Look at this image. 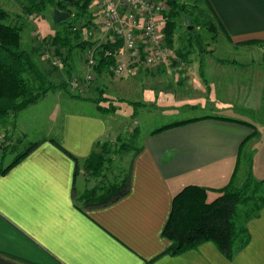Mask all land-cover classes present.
<instances>
[{"label": "crops", "instance_id": "crops-1", "mask_svg": "<svg viewBox=\"0 0 264 264\" xmlns=\"http://www.w3.org/2000/svg\"><path fill=\"white\" fill-rule=\"evenodd\" d=\"M203 1L232 42H264V0ZM21 20L16 17L12 25ZM66 93L55 91L51 99L48 94L0 118V140L5 142L14 116L19 136L28 139L29 127L38 121L21 122V113L56 100L41 138L23 151L14 149L3 162L5 169L32 148L0 173V264H264V208L247 224L250 243L232 260L212 243L172 256L163 236L173 198L186 186L209 189L211 202L215 190L232 179L233 184L249 175L256 182L264 179V116H257L263 110L217 102L215 110H196L168 125L191 122L150 131L132 156L129 193L110 205L88 208L76 201L86 186L84 163L100 151L98 144L122 137L123 118L133 115L128 107L105 112L94 96Z\"/></svg>", "mask_w": 264, "mask_h": 264}, {"label": "rangeland", "instance_id": "rangeland-1", "mask_svg": "<svg viewBox=\"0 0 264 264\" xmlns=\"http://www.w3.org/2000/svg\"><path fill=\"white\" fill-rule=\"evenodd\" d=\"M3 1L0 0V9L8 14L7 23L13 24L16 17L22 19L21 49L32 54L33 61L50 82L66 84L65 90L55 91L62 90V94H65L68 90L77 96H94L95 102L105 107H100L103 111L113 112L117 105H121L128 107L133 115L123 118L127 130L122 137L99 144L98 153L102 152L103 146L106 147V163L98 175L85 171L86 186L76 199L81 206H85V193L110 184H120L127 178L133 154L152 130L187 119L196 110L197 114H201L204 109L215 110L212 105L217 102L246 109L260 108L263 111L257 116H264V42L234 43L218 26L217 33L208 31L205 26L207 18L201 11L211 17L212 14L203 0H199L198 6H195L196 0H177L184 11L175 19L171 49L176 54V60L158 69L139 63L130 64L121 77L106 71L97 72L87 62V49L102 45L105 41L101 30L95 28L94 35L89 38L92 44L83 48L80 45L86 42L85 38L82 40L81 35L76 38L79 30L90 28L95 20L92 14L93 0L87 12L68 6L67 13L70 16L66 20L67 24L54 23L53 12L57 8L47 0H44L46 7L42 12L34 11L29 15L23 13L28 0ZM80 1L83 3V0ZM187 16L197 19L195 25L192 21V30L186 24ZM71 24L73 28H69ZM165 25L166 21L163 27ZM58 34L63 38L68 36L70 44L63 47L53 44ZM179 53L185 55L186 59L182 60ZM26 79L34 90L38 87L33 77L26 75ZM55 91L48 93L50 99ZM45 101L49 102H42L19 116L21 122L33 117L38 121L34 123V128L29 127L28 139L19 136L21 133L15 128V116L11 119L12 126L7 131L5 142L0 140V170L8 154H15L14 149L23 151L35 144L44 129H47L44 123L50 110L54 109L52 101L56 100ZM206 105L212 107L204 108ZM10 133L15 135L12 137L13 142L9 138ZM124 145L130 149H125ZM242 186L243 183L237 182L233 190L238 191ZM253 188H248V195H251ZM99 195L101 191L96 197ZM220 195L218 193L217 197ZM263 195L264 187L258 192V199ZM257 203V200L249 201L247 206L239 207L236 217L238 225L244 222L245 212H253Z\"/></svg>", "mask_w": 264, "mask_h": 264}, {"label": "trees", "instance_id": "trees-1", "mask_svg": "<svg viewBox=\"0 0 264 264\" xmlns=\"http://www.w3.org/2000/svg\"><path fill=\"white\" fill-rule=\"evenodd\" d=\"M29 3L23 7V13L32 14L34 11L42 12L46 3L44 0H28ZM50 5L56 7L59 11H66L68 6L87 12L92 0H47ZM170 6V11L166 13V25L164 27L166 43L169 47L173 46V33L176 28L175 19L179 16L184 8L181 7L177 0H166ZM198 6L199 0L195 1ZM207 19L205 26L208 31L217 33V24L214 16H208L201 11ZM8 14L0 9V118L10 113H19L29 106L38 103L46 95L57 89L66 88V84L56 85L50 82L42 71L37 67L32 59V54L21 49L22 44V25H12L6 22ZM193 24L197 22L196 18L191 17ZM67 24V21L63 22ZM73 28V25H69ZM79 30L76 38H79ZM192 34L194 31L191 32ZM244 43H261L252 40ZM53 44L57 47L67 46L70 44L68 36L64 38L59 34L53 39ZM89 43L84 42L80 46L83 48ZM110 44L103 45L102 51L114 49ZM182 60L186 59L185 55L179 53ZM114 62L112 58L101 56L99 65L95 68L97 72H108L110 65ZM177 65V63H175ZM26 75L33 77L38 87L34 90L29 86ZM72 98H79L71 96ZM101 110V109H100ZM106 112V111H105ZM191 121H183L164 126L153 132L159 133L169 128L184 125ZM99 146V144H98ZM125 149H130L124 145ZM32 148L24 153L19 154L14 161L0 173H7L15 164L25 157ZM106 147H102V152L93 153L84 163V170L92 175H98L106 163ZM68 153V152H67ZM5 154V152H4ZM69 154V153H68ZM76 159L75 157H73ZM233 179L228 185L221 189L215 190L221 195L215 200L208 201V190L205 187L196 185L186 186L181 192L174 196L172 210L163 236L170 241L171 246L168 253L172 256L184 254L189 251L197 250L205 243H212L216 248L229 260L244 249L251 240L247 224L250 220L257 218L264 208V195L258 199V192L264 187V179L255 182L252 177L246 179L240 190H233ZM253 186L251 195L247 194L248 188ZM98 191L101 195L97 196ZM130 191V175L122 183H114L100 187L84 195L85 205L88 208H96L110 205L120 198L127 195ZM257 200L253 212H245V220L242 224H237L236 217L240 206H247L249 201Z\"/></svg>", "mask_w": 264, "mask_h": 264}, {"label": "built area", "instance_id": "built-area-1", "mask_svg": "<svg viewBox=\"0 0 264 264\" xmlns=\"http://www.w3.org/2000/svg\"><path fill=\"white\" fill-rule=\"evenodd\" d=\"M93 24L82 29L80 35L92 44L89 38L95 28L101 30L102 45L87 49V62L96 68L104 58L114 62L109 71L115 77H121L130 64H141L158 69L176 60V54L165 40L164 24L170 6L166 0H93ZM115 47L102 51L103 45ZM178 58V57H177Z\"/></svg>", "mask_w": 264, "mask_h": 264}, {"label": "water", "instance_id": "water-1", "mask_svg": "<svg viewBox=\"0 0 264 264\" xmlns=\"http://www.w3.org/2000/svg\"><path fill=\"white\" fill-rule=\"evenodd\" d=\"M69 16L70 15L67 12L59 11V10L55 9L53 12V21L55 24H59V23L65 22L69 18ZM185 21H186V24L188 26V29L192 30L193 25H192L191 18L187 16L185 18Z\"/></svg>", "mask_w": 264, "mask_h": 264}]
</instances>
